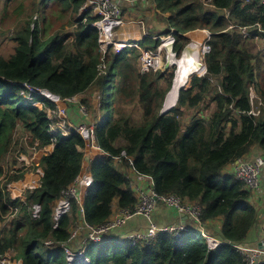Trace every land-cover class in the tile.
<instances>
[{
    "label": "trees",
    "instance_id": "trees-1",
    "mask_svg": "<svg viewBox=\"0 0 264 264\" xmlns=\"http://www.w3.org/2000/svg\"><path fill=\"white\" fill-rule=\"evenodd\" d=\"M27 1L31 14L16 20L10 36L14 53L8 59L0 57V255L14 251L15 262L66 264L60 245L44 243L68 241L81 217L73 202L72 212L55 228V203L80 174L85 157L80 149L86 142L77 132L68 138L51 133L55 121L48 118V110L57 105L35 93L33 101H41L43 109L33 106L27 86L62 99L99 87L104 116L97 123L96 142L111 156L91 163L94 186L84 203L86 222L99 227L115 211L133 208L138 199L132 175L137 173L152 176L158 194L201 205L202 223L205 227L221 223L214 237L224 244L210 249L200 234L190 233L178 241L162 236L132 247L112 233L100 243H89L91 264H247L235 246H248L253 229L260 221L264 226V209L260 212L253 202L256 192L225 170L256 148L264 154V50L255 51L254 41V37L264 40V4L260 0L152 2L155 25L148 32L157 36L174 30L178 58L192 42L186 34L195 30L212 34L211 51L203 63L207 72L193 75L175 107L162 114L175 78L174 65L166 72L143 73L138 48L121 54L112 49L106 74H100L103 55L98 31L92 27L97 17L92 12L81 16L86 0ZM49 14L55 15V23L66 19L62 26L69 30L48 37L35 16L47 22ZM243 28L253 38L245 39ZM160 44L161 40L150 37L140 42L151 50ZM251 89L262 104L255 100L252 105ZM18 131L30 138L11 149ZM28 143L36 150L53 145L54 151L39 166L44 171L41 186L28 192L24 202L13 199L9 186L27 174L14 154L26 150ZM123 151L133 164L130 158L115 162ZM35 204L42 206L39 219L33 218ZM10 208L19 209L14 218Z\"/></svg>",
    "mask_w": 264,
    "mask_h": 264
},
{
    "label": "built area",
    "instance_id": "built-area-1",
    "mask_svg": "<svg viewBox=\"0 0 264 264\" xmlns=\"http://www.w3.org/2000/svg\"><path fill=\"white\" fill-rule=\"evenodd\" d=\"M136 1L149 3L152 0H86L81 9V16L87 12H92L94 16L97 17V20L92 24V27L98 31V47L100 53L103 55L102 64L100 65V74H106L107 54L110 50L114 49L117 54H121L129 48H138L141 51V67L143 73H149L151 71L157 72L161 70L165 71V59L169 58L168 53H165L166 48L170 45L174 48L176 44L174 30H171L168 35H157L153 37V39L161 40V44L156 50L144 49L137 42L120 39L117 36L118 30L126 23L121 3L135 5ZM260 1L264 4V0ZM204 2L207 3L208 1L204 0ZM209 6L214 7L213 5ZM227 15H229V13H227ZM140 24L145 28L144 22H140ZM233 27L234 26H231V28ZM257 27L259 29L261 28L259 24H257ZM206 31V38L203 43H200L202 57L199 56L201 57V60L203 59V62L205 55L209 54L211 51L209 42L212 34L208 30ZM241 32L245 39L253 38L247 28L241 29ZM146 36H148V34H146ZM258 39V37H254V41ZM27 89L29 90V101L33 106H37L41 109L43 108L40 106L43 105L42 103H34L33 99L35 93H38L41 97H44L57 105L56 109L48 110V118L55 121V124L51 127L53 133H61L64 137H70L73 133L77 132L85 142H88L92 150L95 149L100 153L99 156H94L92 150L91 152L86 151L87 146L80 149L85 156L82 162L81 172L74 183L62 193L61 197L56 202L53 214L55 228L58 227L59 222L63 217L71 213L73 202L78 206L83 223V227L75 229L71 238L67 242H45L46 247H55V244L58 246L60 245L65 251L67 264H91L86 246L79 249H73L70 247V243H72L78 236L82 235L81 230L87 233V241L100 243L108 235L119 231L136 217H143L148 222V228L144 231L130 232L123 237L125 241L130 242L132 247H135L139 243H151L158 237L162 236H168L172 240L178 241L186 234L190 233L200 234L205 239V242L210 249H216L224 244V241L206 232L201 219L203 212L201 205L198 203L192 204L185 202L181 197L176 195H160L155 190V181L152 176L137 173H135L132 185L134 195L138 199L136 205L133 208L119 209L118 211H115L112 219L99 227L89 225L85 220L84 203L90 190L94 186V176L91 171V163L97 161L101 154H104L105 156L104 158L99 159L102 161L109 159L111 156L109 153L103 151L96 142L98 125L94 124L91 127H86L85 125H80L78 127L74 126L66 115L67 109L65 107L66 105L71 104L73 98L62 99L58 96L45 93L44 91H36L29 86H27ZM255 100L260 101L255 91L251 89L252 105H254ZM260 104H262L261 101ZM38 145L39 144L37 143L36 146ZM49 148L50 147H44L36 150L37 148L35 147L30 156H34L37 152L47 155L43 149H46V151L49 152ZM19 152L22 151L19 149ZM123 158H130L125 151H123L120 156L115 157V162H122ZM130 161L131 164H133L132 159ZM230 167L232 175H234L240 182L244 183L248 189L254 192H257L260 189L261 175L264 170L263 157H257L250 160L247 157H244L233 162ZM37 168H39V165ZM38 175H40L38 171L28 172L20 182L10 184L9 191L13 199H20L25 202L28 192H34L42 184L43 177ZM23 197L26 199H23ZM159 204H164L177 211L180 215L189 218L198 226L197 230L185 224L157 225L153 221V213ZM32 209L33 218L39 219L42 212V206L40 204H35ZM18 212V208H10L9 215L11 218H14ZM260 243L262 244V248L259 246L252 248L240 245L235 247L242 256L246 257L247 264H264V238ZM14 257H16V253L13 251L7 253L5 256L0 255V264H23L22 261L15 262L13 260Z\"/></svg>",
    "mask_w": 264,
    "mask_h": 264
},
{
    "label": "rangeland",
    "instance_id": "rangeland-1",
    "mask_svg": "<svg viewBox=\"0 0 264 264\" xmlns=\"http://www.w3.org/2000/svg\"><path fill=\"white\" fill-rule=\"evenodd\" d=\"M30 14H31V11L29 9L27 0H10V1L1 0L0 2V57H4L8 59L14 53V42L11 40V37H10L12 28L16 24V20L19 17H29ZM35 18H36L35 21L41 20L40 21L41 25H45V33L48 37L56 35L57 33L67 32L69 30L68 26H64V27L62 26L63 24L65 25L66 19L62 18L60 19L58 23H55L52 20V18H55L54 14H51V15L49 14L47 22L43 21L41 15H36ZM145 31H147V29ZM255 43L257 44L255 51L264 50V40L262 39L255 40ZM202 63H204L203 59H202ZM174 68L176 69V67ZM163 72H166V71H163ZM197 74H200L198 76L204 75L201 73H195L194 76ZM162 84L164 86L165 82L163 81ZM100 94H101V89L99 87H95L84 95L73 97L71 104H68L65 106L67 109L66 115L68 116L70 121L74 124V126L78 127L80 125H85L86 127H91L92 125L100 122V120L104 116L102 114V109H101L102 102H101ZM111 94L109 96H111ZM165 105H166V99H165ZM40 106L43 107V105H40ZM131 106L132 105H130L129 110H131ZM110 114H111V110L108 111V114L106 115V117L108 118ZM14 137H15V141L13 142V146L11 149L17 148L21 139L23 140L25 144H27L30 138L29 135H26V136L23 135L21 131H18ZM34 145L36 146L37 142ZM86 146H87L86 151L91 152L92 149L90 145L88 144V142H86ZM34 149L35 147H32V145L28 143V148H26V150H21L20 148L22 152L18 151L14 154L15 160L18 161L17 163L19 164V168L25 169L27 173L32 172V171L36 172L38 169L36 168L38 165H36L35 160H36V157H40L41 154L37 155L36 157H26L25 156V155H28V156L32 155L31 153L33 152ZM43 150L46 154H48L46 152V149H43ZM92 153H94L93 150H92ZM12 154H13V151L11 152V154L8 157L7 162L5 163V167L7 169H9V163L11 162ZM6 175L7 173H5V176ZM5 176H3V178ZM23 199H26V198L23 197ZM79 227H83V223H82V220H79V218H77L71 231H74L75 229ZM81 232L83 233V230H81ZM262 236L264 238L263 232H262ZM256 237L260 239L259 233L256 234ZM40 249H44V248L40 247Z\"/></svg>",
    "mask_w": 264,
    "mask_h": 264
},
{
    "label": "crops",
    "instance_id": "crops-1",
    "mask_svg": "<svg viewBox=\"0 0 264 264\" xmlns=\"http://www.w3.org/2000/svg\"><path fill=\"white\" fill-rule=\"evenodd\" d=\"M123 14L125 17L126 23L118 30L117 36L120 39H126L131 41L140 42L143 40L145 36V30H148L150 26L154 24V20L152 18L153 13V3H143V2H136L135 5H130L128 3H121ZM154 6V5H153ZM140 22H144L145 28L140 24ZM164 28V27H163ZM204 30H195L192 32H189L186 34V36L190 40H194L193 36L195 33L201 32ZM196 36V35H195ZM198 36V35H197ZM154 37V36H153ZM72 115V114H71ZM74 116V115H73ZM54 151V147L49 148V152L46 151L48 154H51ZM94 156H99L100 153L97 150H93ZM37 155H40L39 152L35 153L34 156L29 157H36ZM44 154L41 153L40 157H36V165H39L42 161ZM28 157V156H26ZM104 154H101V156L98 158H104ZM257 157H263L264 154L260 149H254L252 153L247 157L250 159H255ZM231 165H229L225 173L232 175ZM37 171L40 173V175L43 177L44 171L41 170L39 167ZM135 174L132 175L133 181H134ZM257 208L260 209V212L264 209V170L261 175V187L256 192V196L253 201ZM79 220H81L79 218ZM153 221L159 225V226H165V225H173V224H185L188 225L191 228H194L197 230L198 226L193 223L189 218L186 216L180 215L177 211L165 206L164 204H159L156 208V210L153 213ZM148 228V222L143 217H136L132 221H130L125 227L120 229L119 231L115 232L120 236L121 238L125 237V235L129 234L130 232H136V231H144ZM206 232L210 235H217L219 233V229H221V223H209L206 227H204ZM264 226L262 221H260L256 228H254L251 234L254 233V235L251 237L249 244H246L248 246L246 247H258L261 240L263 239L262 232H263ZM259 233L260 239L256 237V234ZM87 233L84 231L82 235L78 236L72 243H70V247L73 249H79L83 246L89 245V241H87ZM124 239V238H123ZM264 260V257H263Z\"/></svg>",
    "mask_w": 264,
    "mask_h": 264
},
{
    "label": "bare ground",
    "instance_id": "bare-ground-1",
    "mask_svg": "<svg viewBox=\"0 0 264 264\" xmlns=\"http://www.w3.org/2000/svg\"><path fill=\"white\" fill-rule=\"evenodd\" d=\"M207 31H201L195 33L193 35L194 42L191 43L185 48L183 58H178L170 45L168 47L169 53V63L174 66H178L179 70L176 75V79L174 82V87L172 86L169 95L166 98L165 109H170L175 107L176 101L179 95V91L185 86L188 80L195 74L201 73L203 74L205 68L203 66L201 57H202V49L200 47V43H203L206 38ZM196 35V36H195ZM198 35V36H197ZM192 37V35H191ZM201 57H200V56Z\"/></svg>",
    "mask_w": 264,
    "mask_h": 264
},
{
    "label": "clouds",
    "instance_id": "clouds-1",
    "mask_svg": "<svg viewBox=\"0 0 264 264\" xmlns=\"http://www.w3.org/2000/svg\"><path fill=\"white\" fill-rule=\"evenodd\" d=\"M154 0H152V1H150L149 3H152ZM136 2H142V1H136ZM143 3H145V2H143ZM146 34H148V36H146ZM145 37H150V38H153V36H151L150 34H149V32L147 33V31L145 32V36H144V38ZM133 42H136V41H133ZM141 42V41H140ZM140 42H137L139 45H140ZM175 47V46H174ZM129 49H132V48H129ZM173 49V52H174V54L177 56V54H176V52L174 51V48H172ZM127 50V49H126ZM125 50V51H126ZM124 51V52H125ZM123 52V53H124ZM165 53H169V49L168 48H166V51H165ZM183 54V53H182ZM170 57V56H169ZM178 57V56H177ZM180 58H182V55H181V57ZM169 58L168 59H165V62H166V64H170L169 62ZM170 67H173V65H171L170 64ZM174 67H176V71H177V66H174ZM168 70V69H167ZM165 71H166V69H165ZM176 71H175V73H176ZM42 91H44L45 93H48V94H51V93H49L48 91H45V90H42ZM53 95V94H52ZM54 96H56V95H54ZM44 98V97H43ZM46 99V98H45ZM39 103H42L41 101H39ZM43 104V103H42ZM43 109V108H42ZM98 127H99V125H98ZM98 127H97V129H98ZM51 133H53L52 132V130L50 131ZM97 132V131H96ZM53 134H57V133H53ZM97 134V133H96ZM68 138V137H67ZM99 146V145H98ZM47 147H54L53 145H49V146H47ZM100 147V146H99ZM101 148V147H100ZM102 149V148H101ZM103 150V149H102ZM48 155V154H47ZM99 160V159H98ZM97 160V161H98ZM40 166V165H39ZM41 168V167H40ZM41 170H43L42 168H41ZM92 171V170H91ZM92 173H93V171H92ZM93 188V187H92ZM91 191V190H90ZM58 201V200H57ZM56 201V202H57ZM55 206H56V203H55ZM72 212V211H71ZM81 218V217H80ZM72 233H73V231H71ZM71 236H72V234H71ZM71 238V237H70ZM65 242H67V241H65ZM62 243V242H61ZM89 243H93V242H89ZM45 244V243H44ZM86 250H87V254H88V245H86ZM14 252V251H13ZM16 253V252H15ZM88 256H89V254H88ZM15 258V257H14ZM14 258H13V260H14ZM89 258H90V256H89ZM90 260H91V258H90ZM15 261V260H14ZM19 261H21V260H19ZM18 262V261H17ZM67 262V261H66ZM23 263V262H22ZM67 264V263H66Z\"/></svg>",
    "mask_w": 264,
    "mask_h": 264
},
{
    "label": "water",
    "instance_id": "water-1",
    "mask_svg": "<svg viewBox=\"0 0 264 264\" xmlns=\"http://www.w3.org/2000/svg\"><path fill=\"white\" fill-rule=\"evenodd\" d=\"M184 51H185V50H184ZM184 51H183V54H182V58H183V56H184ZM169 68H170V64H166L165 69L167 70V69H169ZM178 70H179V68H178V66H177V71H176V73H175V79H176V75H177ZM206 72H207V68L205 67V71H204L203 74H205ZM174 82H175V80H173V84H174ZM172 86L174 87V85H172ZM170 91H171V90H170ZM170 91H169V93H170ZM169 93H168V95H169ZM168 95H167V96H168ZM179 95H180V91H179ZM179 95H178V98H177L176 104H177V102H178ZM166 98H167V97H166ZM173 108H174V107H173ZM173 108L165 109V107H164L162 114H165L166 112L170 111V110L173 109ZM259 247L262 248V244H261V243L259 244Z\"/></svg>",
    "mask_w": 264,
    "mask_h": 264
}]
</instances>
